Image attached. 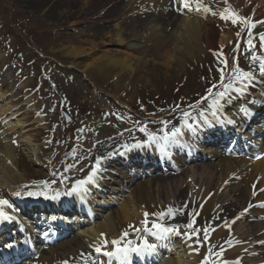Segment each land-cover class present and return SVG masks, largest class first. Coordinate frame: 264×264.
Listing matches in <instances>:
<instances>
[{"label":"rangeland","instance_id":"rangeland-1","mask_svg":"<svg viewBox=\"0 0 264 264\" xmlns=\"http://www.w3.org/2000/svg\"><path fill=\"white\" fill-rule=\"evenodd\" d=\"M122 2L121 9H130L128 0H122ZM207 2L222 11L213 2ZM47 3V0H0V92H5L6 99L11 101L9 105H13L10 112L13 119L11 122L22 120L25 124L15 133L23 132L22 135L25 136L30 134L34 144L33 149L36 147L39 149L38 156L43 161L34 162L30 156V148L17 146L15 154L12 155V163H18L21 175L25 176L21 181L9 184L20 185V195L28 196V193H33L35 197H38L73 188L77 181L85 180L94 170L98 171L103 161L108 160L106 156L115 154L120 144L140 141L146 136L162 137L165 132L181 125L172 123L173 118L179 115L183 117L186 113L191 114L203 102L223 92L224 87L214 88L213 86L212 93L207 89L212 83L223 81L228 71L233 69L225 65L227 58H232L236 54L237 62L234 68L243 70L241 66L249 64L251 69H244L243 72L251 73L260 65L259 59L253 60L252 57L264 56L257 55L254 50L257 48L264 53V41L261 36L251 33L253 25L245 33L243 21L237 19L236 23L232 22L237 18L235 15L231 23H227L228 26L235 27L230 51L228 48L225 52L207 51V56L202 59L197 57L195 60L184 59L183 61L180 58L184 64L173 62L170 67L160 66L157 71L151 72H147L149 67L145 65L142 80L139 82L136 79L129 80L127 76V82L114 91L117 86L116 79L100 78L95 73L85 74L83 57L78 60L72 58L67 53L68 46L81 45V43H93L96 46L106 42L110 50L125 51V45L103 39L102 36H91L93 34L91 30L98 25L106 24L110 28L121 29L124 36H128L124 41L135 40L134 43L140 45L143 52L147 51V60L153 59L156 61L155 65H163L162 61L157 60L159 51L153 46V42L170 36L172 24L179 15L176 5L173 7L163 4L162 7L145 0L144 3L141 1L142 5L135 6L134 12L128 11L116 15L113 19H98L106 15L102 14L97 19H88L84 22L79 20V25H75L73 19L67 16L69 9H65V3L58 7L46 6ZM77 3L71 4V7L75 8L74 11L79 9L76 8L79 7ZM102 3L107 4V9L115 5L114 2L109 3V0H94V6L89 13L98 15L101 10L97 6ZM169 8L173 10L171 13L166 11ZM160 11L167 13L166 22L158 21ZM91 17L94 18V16ZM152 22H155L156 27L151 25ZM220 39L216 37L215 42L219 48L223 45ZM75 62L78 63L77 66L74 65ZM252 75L254 79H257L255 78L257 73ZM259 75L263 74L259 71ZM247 79L250 80L249 83L253 82L252 78ZM5 103L6 101L1 106ZM62 109H65L73 119L69 127L64 126L60 116ZM150 116H153L152 119L149 118ZM98 124H103L105 128H96ZM9 125L0 120V131H7ZM168 142L172 144V138ZM202 153L211 155L206 148H203ZM105 163L109 167L100 171L103 177L115 178L116 174L110 171L120 172V168L124 170L127 168L130 172L132 167L128 161H124L123 164L120 162L112 164L109 161ZM210 164L212 165V162ZM250 170L249 167L247 173ZM183 172L184 170L174 171L169 179H165L168 180L165 182L153 180L151 183L153 201L164 207L167 200L162 196L160 186L166 187L169 183L181 180ZM144 181H148V178ZM134 187L135 185H127L129 191L124 193L125 197L122 198L121 203L114 205L103 217H98L95 224L103 222L112 212L114 217L117 213L124 212L123 205L130 203L129 197ZM108 192L111 193V191ZM10 193L12 194V191L1 188L0 199L10 202ZM191 196L187 195L178 202L168 199L172 208L182 214L179 222L174 219L169 220L164 215H150L147 212V225L136 224L137 219L133 218V223L126 230L122 228L120 237H124V233L127 232L129 236L125 242H128V237L139 236L141 233L143 235L139 236L138 240L142 244L145 239L153 244L154 239L148 233L153 232L155 223H159L173 229L171 232L175 237L185 238L188 243L192 242L195 248L196 244L202 245L205 242L202 234L207 222L202 221L197 210L192 207L195 196L193 193ZM124 200L127 202L122 204ZM258 211L247 214L241 222L233 221L231 226L237 223L236 226L240 228L246 226V228L242 227L243 231L252 230L257 222L264 221V210ZM258 214L261 215L256 217ZM231 220H234L233 217L230 218ZM222 222L225 221L218 219V226ZM189 224H192L191 228L187 227ZM236 226L230 229L228 235L230 242L237 236ZM146 227L151 231H146ZM70 238L71 236L68 239ZM58 246L54 249L56 250ZM245 250L249 253L246 257L228 258L225 262L218 260L217 250L212 251L208 248L195 250V257L199 259V264H255V260L261 258L258 256L260 251L258 248L247 247ZM174 253L175 251L166 255L165 260L172 263L178 257ZM232 254L235 255V253Z\"/></svg>","mask_w":264,"mask_h":264},{"label":"bare ground","instance_id":"bare-ground-1","mask_svg":"<svg viewBox=\"0 0 264 264\" xmlns=\"http://www.w3.org/2000/svg\"><path fill=\"white\" fill-rule=\"evenodd\" d=\"M63 1L68 2L65 3ZM141 1L143 3L145 2V0H128L130 9H121L122 0H109V3L114 2V7L112 6L107 9V4H99L97 7L101 11L98 15L97 13H89L94 6V0H47L48 3L46 6L58 7L62 3H65V9H69V14L67 16L73 19L75 25H79V20L84 22L88 19H97L102 14L106 15L98 19H113L116 15L128 11L134 12L135 6L142 5ZM147 1L153 3V5H162V7L163 4L170 5L169 0ZM207 1L213 2L218 8H221L222 11L211 6ZM200 2L211 11L206 12L203 8H201L200 11H196V7L194 9L183 8L182 4L178 3V0H174V4L182 10L179 15H177L176 21L172 24L170 36L153 42V46L159 51L157 60L162 61L163 65L157 64V66L155 65L156 61L153 59L147 60V51L143 52L140 45L134 43L135 40L129 42L124 41L128 36H124L121 29L117 30L115 27L110 28L106 26V24L98 25L91 30L93 32L91 36H102L103 39L125 45V51L110 50L107 48V43L102 42L96 46H94L93 43H81V45L68 46L67 53L76 60L83 57L82 60L85 61L83 72L85 74L95 73L98 74L100 78L116 79L117 86H115L114 91H117L120 85L127 82V76L129 80L136 79L138 82L142 80L144 78L145 69L143 68L145 65L149 67V71L147 72H151L157 71V68L160 66L170 67L173 62L182 63L180 58H182L183 61L184 59L195 60L197 57L202 59L207 56V51L218 50L225 52L227 48L228 51H230L234 40L232 33L235 28L227 24L231 23V19H233L231 13H235L236 17H242L248 21L245 23V33L250 30L251 25H255L251 31L253 35L257 34V36H261L260 34L264 33V0H200ZM72 3L79 4V7H76L79 8L77 11H74L75 8L73 6V8L71 7ZM226 9H230L231 12H225ZM166 11L169 13L172 12L171 8ZM222 14L228 15L229 18L223 19ZM91 16H94V18ZM167 18V13L165 11H160L158 21L166 22ZM151 25L156 27L155 22H152ZM216 37H220V42L223 43L220 48L219 45L215 43ZM254 50L257 52V55H264V53L257 48H254ZM162 51L163 53L161 54ZM236 62V54H234L232 58H227L225 60V65L233 69L228 71L223 81L219 80L216 84L212 83L209 87V89L217 85L222 86V88L224 87L223 93L228 94L225 100H223V96L217 95V97L203 102L198 106V109L191 114H185L183 117L179 115L173 118L172 123L175 125L178 123L181 124L176 128L180 129L181 134L173 138L177 147L171 146L166 148L159 138L153 140L147 137L143 139V143H145L144 146H136L135 143H131L128 145L129 148H131L130 152L126 150L122 154L119 153L115 156L114 160L110 161L112 163L119 162L117 160L122 157L129 160L134 158V160L146 162L148 160L155 161L156 157H158V161L155 162L162 164L165 161L164 159L167 158L161 156L160 153L165 152L170 158L176 153L183 154L187 160V166L184 168L185 170L183 169V178L176 182L169 183L166 187L160 186L161 194L165 197V200H167L164 207L159 206L153 201V186L151 183L153 180H156V182L168 181L165 179H169L171 175L167 174L163 178L151 177L148 178V181H143L142 178H140L135 182L128 178V180H125L126 183L137 184H135L134 191L132 190L133 193H131L129 197L130 203L128 205H123L125 206L124 212L120 214L117 213L116 217L113 216L114 212H112L103 222L93 225V228H87L88 226L82 221L83 229H81L82 231L80 233H77L69 240L63 239L62 244L59 245L56 250L54 248L42 249L37 257L31 261V264H84L88 255L95 254L97 247L104 246L109 248L112 247L113 249L114 245L111 243V238L115 240L121 238L119 234L120 231L122 228L126 230L128 226L133 223V218L137 219L136 224L145 225L143 223L145 220L144 215L149 212L150 215L154 214L160 216L163 214L164 217H167L169 220L174 219L179 222V218H181L182 214L178 210L172 208L169 201L175 200L178 202L186 198L187 195L192 197V193L193 196H195L192 207L197 210L201 220L207 222L206 229L202 234L205 238V242L202 245L196 244L195 248L194 244H191L192 242L188 243V240H185V238L175 237L173 232L159 233L153 236L151 234L152 239L157 243L155 247V249H157L156 253L162 251L166 253L169 247L173 245L172 251H175L174 255H178L172 263L165 260L161 264H199V259L195 257V250L201 248H208L212 251L217 250L220 259L226 260L231 256V251L235 253L233 256L244 255L247 253L245 250L247 247H256L260 250L258 256L261 258L255 260V264H263L264 221L257 222V224L252 227V230L246 229L245 231H243L242 227L246 228V226L240 228L236 226L237 223H234L232 226H236L237 236L235 235L236 237L230 242L228 240V235L233 221L241 222L245 219L247 214L259 209V205H264V161L249 163L244 159L222 156L220 153L210 150L209 152L217 156V159L211 165L209 164V162H211L210 160L205 159L203 155H199L201 154L199 152L201 150L200 146H215L217 143H220V141H225L232 136H237V133L243 132L244 128L248 125V119L251 115L254 119H258V117L264 114V74L259 75L260 67L253 70L251 73H257L255 76L257 81L253 77L251 78L257 83H249L250 80L244 78L242 73L234 71ZM259 62L260 60H258V63ZM74 65L77 66L78 63L75 62ZM250 66L249 64H245L241 66V68L243 70L251 69ZM238 76L240 79H237ZM147 80H149V77ZM224 81L225 83H223ZM228 85H231V87H227ZM229 91L230 93H228ZM237 97H239L238 100H236ZM5 101V105L1 106ZM10 102L11 101L6 99L5 92H0V120L10 124L7 131H0V189L12 191V194L10 193V199L11 202L15 203V201L17 202V200H20L17 193H20L19 191H21V188L20 185L13 186L9 183H17L25 176L21 175L18 163H12V155L15 154L17 146L22 145L30 148V156L34 162L43 161L42 159L40 160L38 156L39 149L37 147L33 149L34 144H32V136H30V134L29 136L22 135L23 132L15 133L22 129L25 124L22 120L11 122L13 119L10 112L13 109V105H9L11 104ZM27 103H29V101H27ZM102 127L105 128L103 124L96 125L98 129ZM221 132L228 137L223 136ZM124 144L120 145L123 147ZM110 156L111 155L108 157ZM105 162L103 161L100 165V171L109 167ZM249 167L251 170L247 173ZM100 171H96L94 182L86 184L83 189L74 192L72 195L64 194L57 196L56 194H51L48 196L49 203L62 201L58 208L53 206L54 210L59 211L60 214H58V219L47 222L46 225L50 226V230L59 231L62 223H69L68 219L62 214L70 212L71 206L67 204L69 200L73 202L72 205L75 207H78V204L81 205V200L84 201V205L89 206V212L86 215L88 219L86 220H89V223H94V221L97 220L94 213V211L98 209L97 206L102 207L100 209L106 213L110 210L114 200L125 197L120 195V193H122L121 191L116 194L112 193L109 197L99 195L102 189H106L107 191L111 182L114 181L101 176ZM110 173L116 174L117 171L112 170ZM156 173L157 169H155L153 173L154 176L157 175ZM131 177L133 178L134 174L131 175ZM160 179L164 180L158 181ZM117 182L122 184V181ZM240 187H242V189H240ZM125 190L127 189L123 188V191ZM93 194L95 195L92 196ZM22 196L25 197L23 200H28V202L33 201V198L27 197L26 195ZM95 198L101 199L99 201ZM106 198H109L108 201ZM168 199L170 200L168 201ZM76 202L78 204H76ZM126 202L127 201L124 200L122 204ZM33 206H38V204ZM169 209H171V212H169ZM262 209H264V207H262ZM3 210L10 216L9 213L11 214V211L8 207H4ZM29 215L33 217L31 214ZM260 215L261 214H258L256 216ZM231 217H233L234 220L230 221ZM218 219H222L225 222L219 223L220 225L218 226ZM1 220L6 219L0 218V221ZM22 220H24V218ZM76 220L79 221V218H76ZM76 223L77 222L74 221L73 225L76 226ZM18 227L25 229L21 222H18ZM155 232H157V230ZM57 233H61L62 236V232ZM111 235L113 237L109 238ZM28 236L33 238L31 232H28ZM65 236H68V232ZM248 236L251 238L248 239ZM105 241L108 242L106 246L104 243ZM156 253L154 257H156ZM141 258L143 259V255H141ZM149 258L150 257H148V259Z\"/></svg>","mask_w":264,"mask_h":264},{"label":"snow or ice","instance_id":"snow-or-ice-1","mask_svg":"<svg viewBox=\"0 0 264 264\" xmlns=\"http://www.w3.org/2000/svg\"><path fill=\"white\" fill-rule=\"evenodd\" d=\"M178 3L182 4L183 8H187V9H191L192 8V4L195 3L196 5V11H200L201 8H203L204 11H211L209 8L204 7L200 0H178ZM225 12H231L230 9H226ZM216 14V13H213ZM232 16H235V13H231ZM222 18L223 19H228L229 16L228 15H223L222 14ZM237 19L243 21L244 23H247L248 21L245 18L242 17H237L236 19H233V23L237 22ZM255 25H253L254 27ZM261 39L262 41H264V33H261ZM249 44H251V40H249ZM253 60L259 59L261 61L260 63V71L262 74H264V57H257V56H253L252 57ZM237 73H242L244 78H251L252 77V73H248V72H243V70L239 69L238 67L234 70ZM223 79V77H222ZM237 79H240V77L238 76ZM227 87H231V85H228ZM209 92H211V89H209ZM219 95L222 97L225 95V93L221 92L219 93ZM187 115V113H186ZM141 131H145V129H141ZM179 134H181L180 129H174L171 132H165L164 135L162 137H159L160 140H164L167 141L170 138H175L176 136H178ZM150 139H157V137L155 136H150ZM96 176V171L94 170L92 174H90L85 180H81V181H77L76 182V186L73 187L70 191L64 193L65 195H72L74 192H77L81 189L84 188V186L88 183L94 182V178ZM17 195H20V193H17ZM28 195H34L33 193H28ZM57 196L59 195V193L56 194ZM55 198V197H52ZM8 201L5 199H0V218L3 219H12V217L8 216L7 213L4 212L3 210V206L8 205ZM169 212H171V209H169ZM163 215V214H161ZM147 216L148 213H145V220L143 221V223L145 225L148 224V220H147ZM153 227L157 230V232H154L153 235H157L159 233H169L170 231H173V229H170L166 226H163L159 223H155L153 225ZM187 227L191 228L192 224L187 225ZM146 231H151V229H148L147 227L145 228ZM128 233L125 232L124 236H127ZM105 246L107 245V241L104 242ZM111 243L115 246V251L112 252H105L104 254L110 258H116L118 259L121 264H127L128 262V258L130 256V254L132 253H136V254H140V255H144V254H148L151 253L155 250V245L151 244L148 242L147 239H145L143 241L142 245H133V242L128 241L126 246H121V241L120 240H114L111 241ZM97 252L101 251L100 247L96 248Z\"/></svg>","mask_w":264,"mask_h":264},{"label":"water","instance_id":"water-1","mask_svg":"<svg viewBox=\"0 0 264 264\" xmlns=\"http://www.w3.org/2000/svg\"><path fill=\"white\" fill-rule=\"evenodd\" d=\"M62 116L64 118L65 125L66 126L70 125L72 122L71 118L64 111H62Z\"/></svg>","mask_w":264,"mask_h":264}]
</instances>
